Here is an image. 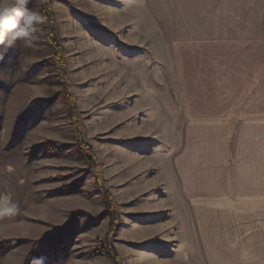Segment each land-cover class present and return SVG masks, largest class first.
I'll list each match as a JSON object with an SVG mask.
<instances>
[{"label": "rangeland", "instance_id": "1", "mask_svg": "<svg viewBox=\"0 0 264 264\" xmlns=\"http://www.w3.org/2000/svg\"><path fill=\"white\" fill-rule=\"evenodd\" d=\"M46 1L50 24L28 0L34 31L0 45V205L20 209L0 264H233V184L263 144L233 31L189 39L181 0Z\"/></svg>", "mask_w": 264, "mask_h": 264}, {"label": "crops", "instance_id": "2", "mask_svg": "<svg viewBox=\"0 0 264 264\" xmlns=\"http://www.w3.org/2000/svg\"><path fill=\"white\" fill-rule=\"evenodd\" d=\"M181 2L188 29L197 34L189 39H232L233 31L234 101L243 102L237 110L263 136L261 153L248 156L258 166H248L244 184H233V264H264V0Z\"/></svg>", "mask_w": 264, "mask_h": 264}, {"label": "clouds", "instance_id": "3", "mask_svg": "<svg viewBox=\"0 0 264 264\" xmlns=\"http://www.w3.org/2000/svg\"><path fill=\"white\" fill-rule=\"evenodd\" d=\"M28 0H0V45H13L17 40L28 38L39 21L38 15L24 7ZM20 211L10 196L0 205V216H14ZM32 264H43V258H35Z\"/></svg>", "mask_w": 264, "mask_h": 264}, {"label": "trees", "instance_id": "4", "mask_svg": "<svg viewBox=\"0 0 264 264\" xmlns=\"http://www.w3.org/2000/svg\"><path fill=\"white\" fill-rule=\"evenodd\" d=\"M44 18H45V21L47 23H51V19H50V16H49V4L48 2L45 0V9H44ZM48 34H49V37L52 39V35H53V30H51L50 26L48 27ZM52 45L57 49V44L54 43V41L52 40ZM60 59V58H59ZM61 67H62V64H61ZM63 75V74H61ZM82 147L84 149V151H89V148L87 146H85L84 144H82ZM105 197L107 198L108 201H111V198H110V195L108 193L105 192ZM114 257H115V260H116V263H117V260L118 258L116 257V255L114 254Z\"/></svg>", "mask_w": 264, "mask_h": 264}]
</instances>
